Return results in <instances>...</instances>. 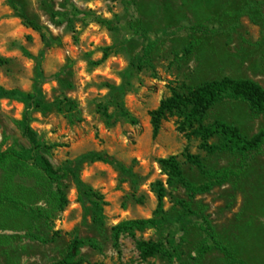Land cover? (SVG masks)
<instances>
[{"label":"rangeland","instance_id":"374dc122","mask_svg":"<svg viewBox=\"0 0 264 264\" xmlns=\"http://www.w3.org/2000/svg\"><path fill=\"white\" fill-rule=\"evenodd\" d=\"M22 16L40 25L45 38L25 28ZM135 21L141 37L130 34ZM195 26L204 27V34ZM46 44L41 89L48 108L31 113L30 126L51 147L40 156L60 177L67 206L57 212L48 204L52 182L34 165L12 167L10 179L0 169V194L8 191L17 200L0 205V264H54L74 240L84 242L77 256L83 264H226L217 250L201 252L213 245L198 226L201 216L236 259L264 264V146L243 169L235 155L200 149L198 138L186 137L189 130L177 114L165 116L155 139L151 124L161 100L204 82L227 77L264 87V0H0L1 88L30 93L36 82L30 56ZM105 49L111 53L97 65ZM109 85L123 87L127 116L109 98ZM23 111L22 103L0 99V153L31 149L19 128ZM215 122L235 126L244 137L264 130V118L243 103L215 106L204 123ZM184 152L197 156L206 170L237 175L189 201L184 188L167 185L158 165L176 156L186 180L201 184L202 175ZM91 155L105 160L86 159ZM79 160L81 181L104 196L103 228L79 203L71 177H62L60 169ZM157 182L166 190L163 211L177 219L183 201L196 214L192 223L123 235L113 243L111 227L155 215ZM21 203L48 216L22 215L15 210L23 209ZM138 242L161 244L167 254L143 259Z\"/></svg>","mask_w":264,"mask_h":264},{"label":"trees","instance_id":"16d2710c","mask_svg":"<svg viewBox=\"0 0 264 264\" xmlns=\"http://www.w3.org/2000/svg\"><path fill=\"white\" fill-rule=\"evenodd\" d=\"M23 25L25 28L34 32L40 33L44 39L43 29L40 25L33 21L26 19ZM99 24L111 26V23L105 20H98ZM131 35L141 37L143 32L138 24V21L132 22L129 25ZM193 30L204 34V27L195 26ZM48 44L40 51V53L30 58L34 61V74L36 82L30 93H23L18 90L6 91L0 87V99L15 100L24 105L22 119L19 122V128L22 136L29 142L31 149L24 150L23 148H8L0 153V169H2L10 179L11 168L16 166H28L30 164L38 168L48 181H51L48 190V204L56 207L57 212H62L67 206V199L65 192L58 183L60 177L57 172L52 169L50 164L40 156L43 150L48 151L51 147L47 146L39 137V135L31 128L30 120L31 113L44 112L48 108L41 84L46 81L44 77L41 63L45 54L49 51ZM111 49H105L103 57L97 63L102 64L110 55ZM109 98L114 102L116 109L123 115L127 116L124 111L122 97L124 89L122 86L115 87L109 85ZM223 103H243L246 104L249 110L256 116L264 118V87L251 80H237L232 78H221L204 82L196 87L188 89L185 94L174 93L172 96L160 101L157 109L151 113L152 137L155 139L160 130V123L166 115L177 114L183 118V124L187 126L189 133L186 137L193 136L198 138L201 142L200 149L208 154L228 153L239 157L243 169L246 168L248 161L252 156L261 152L264 146V130H260L257 134L251 137H244L241 135L238 128L224 122H215L212 125H205L204 120L206 114L215 106ZM68 109L76 110L73 102L67 101ZM71 114V113H70ZM72 115L69 117L71 118ZM210 140H216V144H209ZM188 163L194 166L202 175L204 181L201 184H193L184 177L179 162L176 156H169L158 161L161 172L167 178V185H179L184 188L189 201L194 200L198 195H203L211 192L215 187H219L227 183L232 177L237 175V172L231 169H222L219 171H209L203 166L197 156L190 155L184 152L183 155ZM86 159L91 161H104L105 159L100 155H91ZM83 160L76 161L69 164L65 168H61L62 177L70 176L75 186L78 201L81 206L89 211L92 223L97 228L104 227V196L85 185L78 173V168ZM43 178V177H42ZM154 193L157 198V208L155 215L150 219L133 220L121 222L110 229V237L113 243H117L123 235L134 236L136 232H143L147 229H159L162 226H168L175 223L190 224L193 216L190 206L185 202H179L184 214L177 219L169 217L163 211V200L166 197V190L162 183L157 182L154 185ZM17 200L9 192L0 194V205L15 204ZM22 210L15 207V210L21 212L22 215L34 218H46L48 214L44 212L41 207H32L21 203ZM5 207V206H4ZM199 228L206 234L209 240L213 242L212 246H205L201 249L202 253L210 250L219 251L225 258L226 264H244L236 259L233 253L227 248L220 245L215 240L214 229L209 222L200 217L198 222ZM84 242L74 240L68 247L66 256L54 264H83L82 259L77 258L80 249ZM137 249L143 259L152 258L156 256H165L167 251L158 243L152 242H138Z\"/></svg>","mask_w":264,"mask_h":264}]
</instances>
